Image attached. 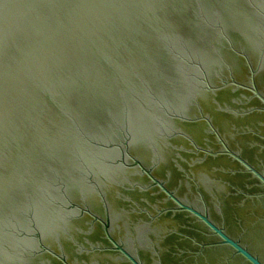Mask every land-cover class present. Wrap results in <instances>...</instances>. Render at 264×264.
<instances>
[{
    "label": "water",
    "instance_id": "obj_1",
    "mask_svg": "<svg viewBox=\"0 0 264 264\" xmlns=\"http://www.w3.org/2000/svg\"><path fill=\"white\" fill-rule=\"evenodd\" d=\"M114 262L264 264V0H0V264Z\"/></svg>",
    "mask_w": 264,
    "mask_h": 264
},
{
    "label": "flooded vegetation",
    "instance_id": "obj_2",
    "mask_svg": "<svg viewBox=\"0 0 264 264\" xmlns=\"http://www.w3.org/2000/svg\"><path fill=\"white\" fill-rule=\"evenodd\" d=\"M237 95L238 94H236L233 97V96H230V94L228 92H223L220 95L219 100L220 101L221 100L223 101V100H227V99L229 100L230 98H237L236 97ZM214 111L222 114V119L223 118L224 119H230V121L234 122L236 125H242V126H244L246 124L247 125L248 124H251L252 127H254L253 124L258 123V121H259L258 119H252V117L254 115H258L259 114L255 109L252 110V112H251V116L252 117L250 116L251 118H249V119H248L247 116L240 117V116H233V115H228V114L224 115V113H222L221 111H217V110H214ZM235 114L236 115H242V114H240V111L237 112V113H235ZM210 121L212 122V120H210ZM190 128H192V127L190 126ZM200 129H201V127H199L196 130L199 131ZM218 130L221 131L222 129L218 128ZM250 136H252L255 139L256 138H259V137H255L254 134H240L239 137H238V141L239 142L237 144H240V146L241 145H248L249 137ZM207 144H208V146H211V147L215 146V144L212 141L211 142H207ZM207 155L208 156L204 159V162H206V163L207 162H212V163H214L216 165V163L220 162L221 164L225 165V164H227V162H229V160L227 159V153H225V152H216V149L213 150L211 153H208ZM178 163H181L183 168H187V166L185 165V161L180 160V161H178ZM171 166L173 167V164ZM172 167H171V169H172ZM238 168L239 167H237V166L235 168H232L231 170L234 173L231 174V175H226L225 173H223V174H225V177L228 178V179H230L231 177H238L237 179H240L241 181L243 180L245 184H248V185L252 186V179L257 178V175L254 173V171L250 169L249 171H244V173L241 174V172H240V170ZM172 172H173L174 176L177 175V172L174 171V169H173ZM227 173H229V172H227ZM176 177H171L172 178V183L174 184L175 187L178 186V182L176 183V179H177ZM226 178H224V180H227ZM180 186H181V190L184 191V188H183L184 186L183 185H180ZM151 187H154L153 184L151 185ZM151 187L149 186V188H151ZM235 187H237V185L232 186V188H235ZM229 188L231 189V186H229ZM148 190L149 191L146 193V195H147L146 200L145 199L144 200H141L142 201L141 204L143 205V208L146 209V210L142 211L143 214H140V219L141 220L144 219V216H145L146 219H149L150 220V218L146 214V212L152 211V209H154L155 207L157 209H159V210L160 209L164 210V209L167 208L168 211H170L169 213L167 212L165 214H160L161 215V218L156 217V222L163 223V225L166 226V228H168V226L170 224H172V229L173 228L180 227L182 225H185L186 224V221L190 219L188 216H186V215L183 214V211L181 209H179V207L177 205H174V204L173 205H170V204L169 205L168 204L167 205H164V202H165L166 199L163 201L161 198L158 197L159 195L156 198V196H153L152 195V193H151L152 190L151 189H148ZM154 190H155L156 193H158L157 192L158 190H156V188H154ZM157 213H158V210H157ZM132 217L135 218L136 215L133 214ZM97 232H99V231L97 230ZM97 232L95 234V237L97 235ZM167 233H168V230L165 233L166 234V237L163 236V243L164 244H168L170 246H172V244L183 245V244H186L187 242H190L191 241V239H189L188 237H185V235H189L188 232L184 233L183 231H180L179 234H181L183 236H178L177 238L170 237V236L167 235ZM202 237L204 239L205 238L210 239L209 238L210 236L207 235V234H202ZM210 242L211 243H215L216 242V239H212ZM187 246H188L187 250H190L191 251L192 248H190V245H187ZM112 247H113V245L110 244V247L109 248H112ZM200 252H201V250H200ZM196 253H198V250L196 251ZM203 254H204V252H203ZM84 257H87V256L84 255ZM116 258H118V257H116ZM114 264H125V263H122V262L115 263L114 262Z\"/></svg>",
    "mask_w": 264,
    "mask_h": 264
}]
</instances>
